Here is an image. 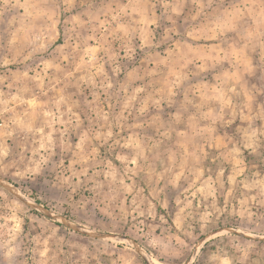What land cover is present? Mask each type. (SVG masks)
I'll return each mask as SVG.
<instances>
[{"label":"rangeland","instance_id":"obj_1","mask_svg":"<svg viewBox=\"0 0 264 264\" xmlns=\"http://www.w3.org/2000/svg\"><path fill=\"white\" fill-rule=\"evenodd\" d=\"M264 264V0H0V264Z\"/></svg>","mask_w":264,"mask_h":264},{"label":"bare ground","instance_id":"obj_2","mask_svg":"<svg viewBox=\"0 0 264 264\" xmlns=\"http://www.w3.org/2000/svg\"><path fill=\"white\" fill-rule=\"evenodd\" d=\"M153 264H160V263H158L157 261H154V263Z\"/></svg>","mask_w":264,"mask_h":264}]
</instances>
